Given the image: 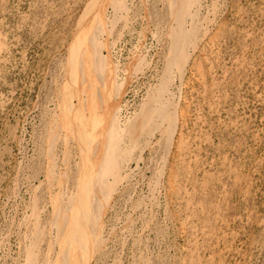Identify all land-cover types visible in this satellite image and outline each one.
I'll use <instances>...</instances> for the list:
<instances>
[{
    "label": "rangeland",
    "instance_id": "obj_1",
    "mask_svg": "<svg viewBox=\"0 0 264 264\" xmlns=\"http://www.w3.org/2000/svg\"><path fill=\"white\" fill-rule=\"evenodd\" d=\"M193 2L181 25L170 0H0V264H63L57 214L94 183L79 57L107 62L123 134L164 89L84 264H264V0Z\"/></svg>",
    "mask_w": 264,
    "mask_h": 264
},
{
    "label": "bare ground",
    "instance_id": "obj_2",
    "mask_svg": "<svg viewBox=\"0 0 264 264\" xmlns=\"http://www.w3.org/2000/svg\"><path fill=\"white\" fill-rule=\"evenodd\" d=\"M170 3L177 15V24L181 25L192 14V9L196 6L193 0H170ZM117 10H121L120 6L117 7ZM175 36L176 40L180 35L178 37L177 35ZM180 38L177 40V43ZM90 51L89 49L88 52ZM180 61V63L184 61L183 57L180 58ZM107 66L106 61H102L101 63L96 61L91 62L84 59V57H79L74 76H71L72 81L70 84H73L76 89L82 88L83 95H85L83 99L90 109V112L88 109L90 118L85 117L86 111H80V109L76 112V118L81 130L79 132V139L88 148H86L89 150L87 154H90L88 162L82 171L83 174L84 172L91 173L94 183L92 185L89 184L87 178L83 175V180L85 181H83L85 183L83 187L86 191L78 193L80 195L75 207L67 211L66 215L61 216V213L57 214L62 223L59 226L61 233L67 234L61 242L63 253L61 262L63 264H84L85 258L88 255L92 256L100 249L102 246L100 216H102V208L106 205L107 197H110V195L106 196L103 200L100 199L101 197H99L100 194L96 190V187L99 185V188H101L105 180L108 179V176L111 175L110 172L118 169L119 158L126 155V153L122 155V152L127 147L133 146L142 137L145 127L151 132L153 121H156L155 124L160 126L158 112L164 97V89L162 87L155 100L156 102L147 105L145 108L147 123L142 125V120H138L126 134H123L117 122L118 104L115 102L113 87L108 78ZM156 125L154 126L156 127ZM75 250H79L82 255L80 260L75 259L76 262L73 261L74 258L72 259Z\"/></svg>",
    "mask_w": 264,
    "mask_h": 264
}]
</instances>
